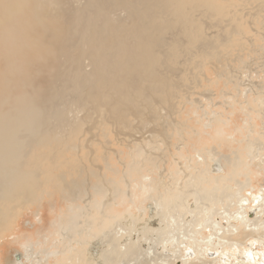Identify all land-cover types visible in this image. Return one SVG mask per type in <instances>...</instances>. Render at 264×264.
<instances>
[{
	"label": "rangeland",
	"instance_id": "1",
	"mask_svg": "<svg viewBox=\"0 0 264 264\" xmlns=\"http://www.w3.org/2000/svg\"><path fill=\"white\" fill-rule=\"evenodd\" d=\"M69 1L71 30L61 20L51 54L36 58L42 69L26 63L36 77L32 107L0 96V264H18L15 254L28 245L48 252L46 264H101L91 254L116 219L129 232L114 238L117 250L149 237L157 260L173 259L162 240L180 222L163 223L158 198L184 226L196 223L198 238L212 233L205 217L235 238L233 220L221 215L233 214L238 198L253 206L264 197V0H110L95 28L81 23L85 3ZM195 28L202 35L192 41ZM256 138L259 152L249 155ZM235 157L241 165L232 172ZM215 164L229 192L202 173H221ZM186 174L195 177L192 192L179 188L190 189ZM247 243L231 250L234 258L247 247L264 257V240ZM181 249L194 251L185 240Z\"/></svg>",
	"mask_w": 264,
	"mask_h": 264
},
{
	"label": "bare ground",
	"instance_id": "2",
	"mask_svg": "<svg viewBox=\"0 0 264 264\" xmlns=\"http://www.w3.org/2000/svg\"><path fill=\"white\" fill-rule=\"evenodd\" d=\"M78 1L80 4L85 3L83 13L84 18L81 23L83 26L91 28H95L97 21L102 22L107 19L104 12L113 4L110 0ZM73 8L74 6L69 0H0V79L4 80L3 82H0V96H5L25 109H30L32 107V100L29 96V92L31 83L36 77H33L32 73L28 71L26 63L42 69L37 63L36 58L44 52L51 54V49L54 45L53 40L60 37L62 34V29L60 28L61 20H63L67 25L68 31L71 30L70 23L73 22V19L70 15L73 12ZM180 30H183V28ZM198 31L199 29L195 28V30L191 32L190 37L192 41L202 35V33ZM187 42L188 44L191 43L190 41ZM182 47L189 49L188 46ZM105 50L107 49L105 48L104 51ZM58 61H60V59H58ZM4 74L6 75L3 76ZM8 94L11 95L12 98H9L7 96ZM262 137H264V133L262 134ZM258 141H261L260 138L248 141L251 144V150L248 153L249 155L255 156L258 154L260 148V143ZM197 156L199 157L201 155L198 153ZM231 161L232 172H236L237 168L241 165V162L238 157H235ZM215 166L216 168L218 167V171L222 170V172H211L212 177H208L210 173L205 169H202V173L209 180L212 179L215 184L219 183L221 191L223 190L229 192L230 188L227 187L222 180V174L224 173L223 166L217 164H215ZM261 166L262 165H260V167ZM257 167H259V165H257ZM186 177L187 181L185 186L190 187V189L185 190L183 186H180L179 188L185 192H192L193 190L191 188L194 186L195 177L188 174H186ZM198 178L201 181H205V179H203L200 175ZM34 185L35 183L30 185L25 184L24 182L21 183L23 188H31ZM112 190L113 189L109 188V191ZM214 190L216 189L214 188ZM195 192L196 200L199 203L205 204L203 202V197H206L205 193L200 194L197 190H195ZM208 192V197H212L213 191L209 190ZM15 193L18 195V193L14 191V194ZM237 201V208L233 214L225 212L221 215L222 217L225 216L229 220H233L229 227L235 233V238L231 237L229 232H225L222 228H220L219 223L211 221V217H205L207 222L214 223L213 225L211 224L213 227L211 235L198 238V235L193 233L197 227L196 223L188 221L187 225L184 226L181 222L182 219H179L178 215L173 213V209L171 207H164L163 198H158L155 200V209L160 210V212H164V216L167 220L166 222H163L162 220L160 221L165 225L170 226L180 222L178 225L179 227L175 230H168V236L164 237L162 240V242L166 243L168 241L170 243L168 251H170L173 259L158 258L161 260H157V256L152 251L150 243L156 244L158 241L155 238L150 239L149 237H143V241L141 240L140 242L135 239L133 250H117L113 243L114 238L119 237L124 231H126L121 226L117 225V223H120L119 219H116L113 224L111 223L112 227L110 230H104V234L101 236L107 235V237H100V239L104 240V242H102V245L100 243L98 246L99 252L94 250L91 255L95 256H92L94 261L100 258V260L103 261L101 264H113L115 258L118 259V264H176L177 261H180L181 264H264V257H262V253L259 250L247 247V249H244L242 253L244 257L240 255L235 258V255L231 253V250H234V253H241L239 250L240 246H246L248 244V240H252V242L254 239L264 240V197L260 195L257 196L256 201L253 202V206H251V204L249 205L246 197L238 198ZM10 202L11 198H8L9 205L3 206L2 208L4 213H8V211H10L12 203ZM249 209L252 210V213L249 212V214H247ZM201 210L200 213H202ZM165 213H169L170 216L165 215ZM257 220L259 221L256 222ZM235 221H240V223L237 224ZM85 223V230H88L87 233H89L90 236L95 237L96 235L93 233L92 228L88 229L90 228V224L87 221ZM183 231H186V233H183ZM126 234H129V232L126 231ZM64 237H67L66 242L69 246L68 255L64 256L68 259V263H71L73 260V246L71 243L73 238L68 234H65ZM184 240L188 241L190 248L192 247L194 249L193 252L188 249L189 255L187 257L182 254L181 249L184 244ZM108 245L111 246L113 250V253L111 254H108ZM141 246L146 249L142 255H140L143 251ZM227 247L230 251H226L225 248ZM120 248L124 249L125 244H121ZM207 248L210 250L209 253L207 252ZM31 253H35L36 256H29ZM59 254H61L60 250H56L54 252L55 260L61 257H59ZM96 254L98 255L96 256ZM121 254L125 256L124 259H126V257L130 259L128 261H124L123 258H121L123 256ZM192 254L196 255L193 259L189 258ZM41 256H45L46 258L49 257L48 252L43 251L41 254L36 253L33 251L32 245H28L25 248L24 254L22 252L15 254V261L18 264L20 262H24V260L27 264H29V261H33L37 264L44 262V264H46L47 259L42 260L40 259ZM207 257H210V259ZM129 261H132V263H129Z\"/></svg>",
	"mask_w": 264,
	"mask_h": 264
},
{
	"label": "crops",
	"instance_id": "3",
	"mask_svg": "<svg viewBox=\"0 0 264 264\" xmlns=\"http://www.w3.org/2000/svg\"><path fill=\"white\" fill-rule=\"evenodd\" d=\"M111 194H112V191L110 192V196H111Z\"/></svg>",
	"mask_w": 264,
	"mask_h": 264
},
{
	"label": "flooded vegetation",
	"instance_id": "4",
	"mask_svg": "<svg viewBox=\"0 0 264 264\" xmlns=\"http://www.w3.org/2000/svg\"><path fill=\"white\" fill-rule=\"evenodd\" d=\"M20 261V260H19Z\"/></svg>",
	"mask_w": 264,
	"mask_h": 264
}]
</instances>
